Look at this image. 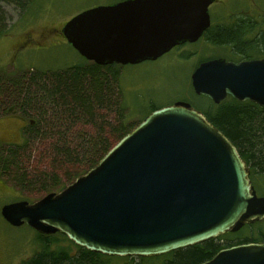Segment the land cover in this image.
<instances>
[{
  "label": "water",
  "instance_id": "water-1",
  "mask_svg": "<svg viewBox=\"0 0 264 264\" xmlns=\"http://www.w3.org/2000/svg\"><path fill=\"white\" fill-rule=\"evenodd\" d=\"M215 0H124L86 9L62 27L67 42L97 64L156 60L194 42L210 25ZM196 94L264 106V58L202 61ZM7 223L61 231L109 255L154 256L264 219L250 170L236 146L184 100L148 113L84 174L30 202L2 205ZM200 264H264V240L220 249Z\"/></svg>",
  "mask_w": 264,
  "mask_h": 264
},
{
  "label": "trees",
  "instance_id": "trees-1",
  "mask_svg": "<svg viewBox=\"0 0 264 264\" xmlns=\"http://www.w3.org/2000/svg\"><path fill=\"white\" fill-rule=\"evenodd\" d=\"M33 1L0 0V37L11 28L5 6L12 4L25 12ZM211 40L212 44L231 48L230 60L264 58V29L253 17L237 16L235 21L219 26ZM122 67L116 63L101 65L82 57L56 69L7 71L1 68L0 116L18 113L27 123L22 144L0 141V175L11 177L16 173L15 181L24 188L39 186L50 193L95 166L119 139L159 108L149 104L142 118H134V111L124 97ZM209 102L207 107L191 104L236 146L250 170L253 186L257 185L258 178L264 177V106L232 96L220 103L211 99ZM40 145L48 151L45 155L52 158L49 169H33L30 155L25 152ZM70 167L80 168V172L71 176ZM258 223L245 224L237 231L229 230L154 256L109 255L79 246L61 231L53 234L36 231L39 249L22 264H200L224 247L264 240L263 232L258 236L242 232L243 228ZM56 233L70 241L76 251L52 248L53 240L58 239Z\"/></svg>",
  "mask_w": 264,
  "mask_h": 264
},
{
  "label": "rangeland",
  "instance_id": "rangeland-1",
  "mask_svg": "<svg viewBox=\"0 0 264 264\" xmlns=\"http://www.w3.org/2000/svg\"><path fill=\"white\" fill-rule=\"evenodd\" d=\"M100 1L104 0H34L25 12L15 5H6L11 28L0 37V69H56L82 59L83 56L67 42L61 32L56 30L52 33L51 30L63 26L67 19L87 4ZM210 11L215 22L229 24L237 16H250L264 29V0H217L210 6ZM28 34L33 40L26 39ZM186 46L182 54H177L175 47L156 60L122 67L124 97L134 111L135 119L147 113L149 104L160 107L176 100H185L200 106L210 105L207 97L197 96L194 92L191 74L199 62L208 57L229 59L231 48L206 43L202 39ZM26 123V119L18 113L0 116V141L22 144ZM25 152L30 155L29 162L33 169H49L52 165V158L45 155L48 152L45 146L40 145ZM79 170L70 167L69 171L73 176ZM15 176L16 173L11 177L0 175V210L5 203L21 199L33 202L47 194L39 186L24 188L15 181ZM73 180L63 183L57 188H60L58 191ZM254 186L258 194L263 195L264 177H259ZM242 232L251 236L264 233V219L254 227L243 228ZM36 233L26 224L20 227L10 225L0 213V264H22L32 257L39 249ZM61 235L56 233L58 239L53 240L51 247L70 248L74 253L76 247Z\"/></svg>",
  "mask_w": 264,
  "mask_h": 264
},
{
  "label": "flooded vegetation",
  "instance_id": "flooded-vegetation-1",
  "mask_svg": "<svg viewBox=\"0 0 264 264\" xmlns=\"http://www.w3.org/2000/svg\"><path fill=\"white\" fill-rule=\"evenodd\" d=\"M121 1H124V0H104V1H100V2H95V3H93V4H87V6H84L83 8H81L79 11H77L72 17H74L75 15H77V14H79L80 12H82V11H84V10H86V9H90V8H93V7H96V6H100V5H111V4H114V3H118V2H121ZM217 0H215L211 5H213L215 2H216ZM210 5V6H211ZM210 6H209V13H210V25L203 31V33H202V35L196 40V41H194V42H199V41H201V39L203 40V41H205L206 43H213L212 42V40H211V37H212V34H214V32H218L219 31V26H221V25H223V24H225V23H223V22H215L213 19H212V13H211V11H210ZM71 17V18H72ZM71 18H69V19H67L66 20V22L68 21V20H70ZM65 22V23H66ZM231 22H233V21H231ZM230 22V23H231ZM64 23V24H65ZM63 24V25H64ZM62 27L63 26H60L59 28H54L53 30H51V32L53 33L54 31H59V32H61L62 33V35L64 36V34H63V32H62ZM65 37V36H64ZM26 39L27 40H33V38H32V36H31V34H28V35H26ZM194 42H189V41H186V42H184V43H182V44H179V45H177V46H175V47H177V54H182V53H184L185 52V48L187 47L186 45L188 44V43H194ZM175 47H173V48H175ZM172 48V49H173ZM171 49V50H172ZM169 52V51H168ZM211 58H216V57H208V58H206V59H204V60H202V61H205V60H208V59H211ZM201 61V62H202ZM193 107H195L196 109H198L196 106H194L193 104H191Z\"/></svg>",
  "mask_w": 264,
  "mask_h": 264
}]
</instances>
